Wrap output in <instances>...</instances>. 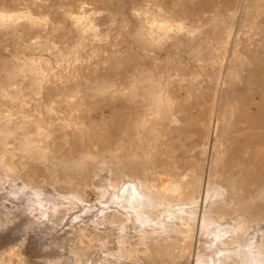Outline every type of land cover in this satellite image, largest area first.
<instances>
[{
  "label": "rangeland",
  "instance_id": "1",
  "mask_svg": "<svg viewBox=\"0 0 264 264\" xmlns=\"http://www.w3.org/2000/svg\"><path fill=\"white\" fill-rule=\"evenodd\" d=\"M0 264H264V0H0Z\"/></svg>",
  "mask_w": 264,
  "mask_h": 264
}]
</instances>
